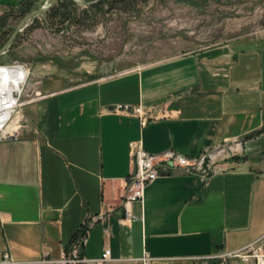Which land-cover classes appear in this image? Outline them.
<instances>
[{
  "label": "crops",
  "instance_id": "obj_1",
  "mask_svg": "<svg viewBox=\"0 0 264 264\" xmlns=\"http://www.w3.org/2000/svg\"><path fill=\"white\" fill-rule=\"evenodd\" d=\"M24 0H0V17ZM140 109L147 118L113 112ZM28 127L0 141V261L60 260L84 222L83 256L107 264H229L260 241L264 254V28L201 52L47 91L22 107ZM17 119V116H16ZM191 159L231 147L208 176H162L130 206L131 144ZM233 263V262H232ZM237 263V262H235ZM54 264V263H47ZM231 264V263H230ZM237 264H242L238 262Z\"/></svg>",
  "mask_w": 264,
  "mask_h": 264
},
{
  "label": "rangeland",
  "instance_id": "obj_2",
  "mask_svg": "<svg viewBox=\"0 0 264 264\" xmlns=\"http://www.w3.org/2000/svg\"><path fill=\"white\" fill-rule=\"evenodd\" d=\"M72 1L57 0L0 59V66L26 65L27 100L201 52L264 28V0H105L96 8L91 7L101 0H86L97 1L93 5ZM46 3L24 0L1 16L0 49L23 18ZM221 260L259 264L254 252Z\"/></svg>",
  "mask_w": 264,
  "mask_h": 264
},
{
  "label": "built area",
  "instance_id": "obj_3",
  "mask_svg": "<svg viewBox=\"0 0 264 264\" xmlns=\"http://www.w3.org/2000/svg\"><path fill=\"white\" fill-rule=\"evenodd\" d=\"M18 64H15L17 66ZM26 67V65H24ZM29 76L26 79L11 82V85H0V141L16 138L21 131L28 127L26 119L21 114L22 107L31 103L27 100L30 95L27 87ZM113 112L136 115L142 118V124H147V118L142 116L140 109H131L129 107L117 106ZM17 116V119H16ZM131 157L134 164V170L127 178L124 184V194L122 207L125 211L126 220L132 222L139 221L140 218L133 215L130 206L138 203L141 206L145 202V190L154 181L162 176L170 175L176 170L184 169L192 174H200L206 178L210 170L218 163L220 158L232 151L231 147L216 148L207 150L197 158H189L175 150H167L160 154H151L147 152L140 142L131 144ZM106 223L104 215L88 219L74 237L69 246V251L60 260L49 261V252H44L40 261L36 264H107L111 260V250L106 249L101 258L86 259L83 256L85 247L87 246L90 231L97 223ZM260 241L232 253H224L219 256L224 260L227 258L241 257L243 254L254 252L255 258L259 264H264V254L259 249ZM145 264H150L151 258L144 257ZM0 264H23L14 260L9 254H5Z\"/></svg>",
  "mask_w": 264,
  "mask_h": 264
},
{
  "label": "water",
  "instance_id": "obj_4",
  "mask_svg": "<svg viewBox=\"0 0 264 264\" xmlns=\"http://www.w3.org/2000/svg\"><path fill=\"white\" fill-rule=\"evenodd\" d=\"M76 2H80L84 5H93L96 2L88 3L86 0H75ZM57 0H47V3L45 6H43L41 9L37 11H32L28 15H26L23 20L14 28V31L8 41L5 43V45L0 49V59L6 55L12 45L14 44L15 40L17 39V36L23 32L27 27H29L30 23L35 21L36 19L45 16L48 12H50L53 7L55 6Z\"/></svg>",
  "mask_w": 264,
  "mask_h": 264
},
{
  "label": "bare ground",
  "instance_id": "obj_5",
  "mask_svg": "<svg viewBox=\"0 0 264 264\" xmlns=\"http://www.w3.org/2000/svg\"><path fill=\"white\" fill-rule=\"evenodd\" d=\"M29 76V70L22 65L0 66V85H11V82L26 79Z\"/></svg>",
  "mask_w": 264,
  "mask_h": 264
},
{
  "label": "trees",
  "instance_id": "obj_6",
  "mask_svg": "<svg viewBox=\"0 0 264 264\" xmlns=\"http://www.w3.org/2000/svg\"><path fill=\"white\" fill-rule=\"evenodd\" d=\"M61 1V3L62 2H64L65 0H59V2ZM104 1L105 0H101L98 4H96V5H93L91 8H96V7H100V6H102V4L104 3ZM70 2H71V4H73L74 5V3H73V1L72 0H70ZM1 21H2V27L4 26V24H5V22H3V20H5V18H2V19H0ZM2 27H1V29H2ZM1 32V31H0Z\"/></svg>",
  "mask_w": 264,
  "mask_h": 264
}]
</instances>
